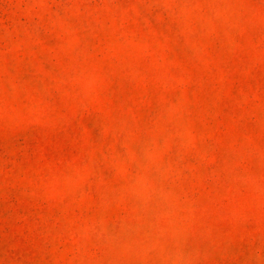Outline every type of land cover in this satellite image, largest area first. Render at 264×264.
<instances>
[{
    "label": "rangeland",
    "instance_id": "obj_1",
    "mask_svg": "<svg viewBox=\"0 0 264 264\" xmlns=\"http://www.w3.org/2000/svg\"><path fill=\"white\" fill-rule=\"evenodd\" d=\"M0 264H264V0H0Z\"/></svg>",
    "mask_w": 264,
    "mask_h": 264
}]
</instances>
